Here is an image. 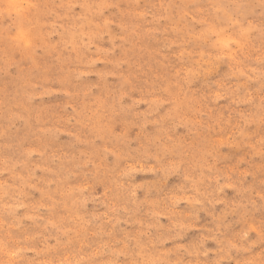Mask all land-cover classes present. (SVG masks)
I'll use <instances>...</instances> for the list:
<instances>
[{
    "label": "rangeland",
    "instance_id": "rangeland-1",
    "mask_svg": "<svg viewBox=\"0 0 264 264\" xmlns=\"http://www.w3.org/2000/svg\"><path fill=\"white\" fill-rule=\"evenodd\" d=\"M0 0V264H264V0Z\"/></svg>",
    "mask_w": 264,
    "mask_h": 264
},
{
    "label": "clouds",
    "instance_id": "clouds-1",
    "mask_svg": "<svg viewBox=\"0 0 264 264\" xmlns=\"http://www.w3.org/2000/svg\"><path fill=\"white\" fill-rule=\"evenodd\" d=\"M8 11H19L20 10V6L19 4L16 2V0H10L9 6H8Z\"/></svg>",
    "mask_w": 264,
    "mask_h": 264
}]
</instances>
